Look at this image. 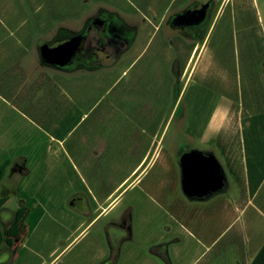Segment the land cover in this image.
I'll return each instance as SVG.
<instances>
[{
    "label": "crops",
    "instance_id": "1",
    "mask_svg": "<svg viewBox=\"0 0 264 264\" xmlns=\"http://www.w3.org/2000/svg\"><path fill=\"white\" fill-rule=\"evenodd\" d=\"M89 1L128 10L140 0ZM144 1L153 6L160 2ZM166 1L171 6L177 0ZM87 2L0 0V169H5L0 184L8 176L15 179V194L27 212L26 218L30 211L23 202L25 197L37 202L43 211L31 230L24 218L16 235L18 242L12 246L13 254L0 255V264H253L264 249V98L250 99V103L259 105L258 114L251 115L246 109L243 115L240 107L231 118L230 108L220 104L211 113L208 125L212 143L196 150L211 155L220 164L221 190L203 198H188L179 168L177 182L159 186L151 183L148 190L153 197L145 208L137 206L135 232L131 229L129 240L120 243L110 225L119 216L104 220L118 204V185L128 181L134 169L136 172L145 165L149 147H145L146 154L129 175L121 180L108 177L111 188L106 199L103 168L92 165L86 152L77 149L74 152L81 155L76 169L65 145L56 139L60 120L74 114L73 109L68 108L67 113L62 109L61 118L60 105L66 101L67 105L84 106L89 98L67 96L63 101L57 93L59 86L50 84V105L43 110L36 97L37 80H31L28 72L29 53L37 34L60 18L75 16ZM45 6L51 10L50 15L42 12ZM259 21L262 25L260 16ZM74 88L68 90L75 94ZM199 104H206L204 96H199ZM28 115L39 121L38 134H21L22 144L13 150L7 138L12 127L18 128ZM107 117L108 113L103 119ZM139 118L135 114V119ZM200 134L203 140L207 136L204 129ZM39 135L46 139L45 146L34 145ZM55 141L63 150L62 160L53 150ZM13 159L16 161L11 168ZM155 161L135 179V185ZM70 167L76 174L72 177ZM6 192L4 198L14 194L13 190Z\"/></svg>",
    "mask_w": 264,
    "mask_h": 264
},
{
    "label": "rangeland",
    "instance_id": "2",
    "mask_svg": "<svg viewBox=\"0 0 264 264\" xmlns=\"http://www.w3.org/2000/svg\"><path fill=\"white\" fill-rule=\"evenodd\" d=\"M159 1L153 6V4L146 5L144 0H140L135 3L133 9L118 10L112 6L88 0L79 10H76L75 16L60 18L58 22L45 26V29L34 39L29 53L28 72L31 80H37L36 97L41 109L44 110L50 105V101H47L50 84L59 86L57 93L63 101L67 96H75L78 99L89 98L84 106L67 105L65 101L64 105H60V113L62 118L64 116L62 109L65 112L68 108L74 110L73 117L67 120V125L66 122L64 124L65 127L73 128L76 125L77 127L66 140L71 141V144L74 141L72 145L74 150L82 149L84 153L86 152V159L90 160L92 165L105 167L108 177L121 180L132 172L138 160L146 154L144 150L149 147L145 165L141 166L135 175L132 174L125 185L136 179L149 163L156 160L154 165L143 180L117 198L118 204L104 219L109 222L116 216H120L128 206H133L132 230L134 232L137 206L145 208L153 197V192L148 190L151 183L159 186L164 182H177L180 177L178 158L181 152L189 147L206 148L212 143L208 124L215 105L217 107L220 104L222 108H230L231 118H234L233 116L240 109L234 101L231 100L232 103L227 100L228 96L235 94L231 74L233 65L230 61L228 63V59L225 65L217 61L213 52L215 45L211 43L213 47L210 46V41L213 34H216L217 41L224 38L225 30L221 23L224 21L226 24L229 21V14L234 12L243 0H230L228 4L227 0H215L216 16L203 41L191 39L182 41L175 35H168L165 31L166 21L170 14L180 10L181 0L175 1L171 6L166 0ZM252 1L262 20L264 35V0ZM104 10L117 14L126 27L137 30V37L129 50L117 58L110 59L100 53V65L81 67L68 72L58 71L42 64L39 49L43 44L77 35L83 30L88 20ZM50 11L46 6L42 10L45 15H50ZM151 24L155 27L161 26L160 37L153 36L156 29ZM183 43L190 47L194 45L197 50L196 53L193 52L194 55H191L187 63L186 74L179 78L178 74H172V70L176 58L175 52L179 47H184ZM163 46L167 48L166 53H157V50ZM175 69L177 72L180 70L178 66ZM84 81L88 84L87 87L85 86L86 89ZM202 86L206 88L201 89ZM69 87L72 90L73 87L76 88L75 94L68 90ZM199 96H204L206 102L204 106L199 104ZM107 113V120H104ZM132 113L138 114L140 118L151 119L149 124L148 122L141 124L144 130L140 128L137 119L133 123L135 128L130 126L128 115ZM27 119L18 124V128L13 126L7 138L13 150L22 144L20 142L23 141V136L37 133V120L30 115ZM153 122H156L154 125L157 124L156 136H152V131L149 130ZM203 129L207 134L204 140L201 134L199 135ZM21 134H23L22 137ZM36 139L37 142L34 144L36 146L42 147L47 144L46 139L40 135ZM105 145L110 146V149L100 158L101 150ZM134 145L135 157L132 156ZM52 147L62 160L61 145L55 141ZM68 147L65 146L66 149ZM66 154L75 168H79L77 155L73 153L75 156L73 157L69 152ZM15 161L16 159H13L11 168ZM17 186L15 179L10 176L0 184V208H7L9 211L20 214L17 224L21 226L26 213L20 207L21 199H18L15 194ZM9 190H13L14 194L4 198L6 191ZM24 224L27 225V222ZM8 241L12 243L11 239Z\"/></svg>",
    "mask_w": 264,
    "mask_h": 264
},
{
    "label": "flooded vegetation",
    "instance_id": "3",
    "mask_svg": "<svg viewBox=\"0 0 264 264\" xmlns=\"http://www.w3.org/2000/svg\"><path fill=\"white\" fill-rule=\"evenodd\" d=\"M181 5L182 7L180 8V10L173 12L172 14L169 15L165 24L166 33L168 35H175L181 38L182 41H186L187 39H191L194 41H203L211 25L213 24L216 16V11H217L216 1L215 0H181ZM105 16H110V17L116 16L119 19H121L117 14L110 13L104 10L100 12L97 16L88 20L83 30L80 32L82 33L86 29H89L87 32V40L84 49L77 58V61H80L83 67L86 66V63H90V64L95 63L96 65L97 64L100 65L99 64L101 62L99 58L100 53L105 54L106 57L109 59L117 58L118 56H120V54H123L124 52L129 50L133 45L132 44L129 47L123 38L113 34L115 22L111 18H106ZM97 18H102L103 24L99 26H91L89 28L90 23ZM179 18L182 19L180 20ZM153 27L156 29L153 36L157 37L159 35L160 37L162 35V33L160 34L161 26L159 25L158 27H155L153 25ZM132 30L135 31V39H136L137 30L136 29H132ZM69 38L70 37L68 38L66 37L65 39H69ZM63 41L65 40L61 39L59 41H54L53 43H50V45L57 46ZM183 45H184L183 48L179 47L175 52L176 58L173 64L174 69L172 70V74L175 75L178 74L179 78L186 74L187 63L193 52L196 53L197 50V48L194 45H191V47L186 43L185 44L183 43ZM166 51L167 48L163 46V48H159V50H157V53L159 52L166 53ZM177 66L180 69L178 72L175 69ZM128 116L131 122L130 126L134 129L135 124L133 123L135 122V113H132L131 115ZM107 147L108 145H105L102 148L100 158L103 157L107 152ZM132 149H133L132 156L135 157V145L132 147ZM192 150H196V149L189 147V148H185L181 152L178 158L179 168H180L181 159L184 157L186 153ZM102 168H103L102 169L103 178L106 179L103 189L106 193V199H107L109 197L108 193L110 192L111 186L108 183V174L106 168L105 167ZM132 174L135 175V169L130 176H132ZM128 181H124L123 183L118 185V191H119L118 196L124 193L127 189L135 187V178L133 179V181H131V183L125 185L126 183H128ZM20 206H21V202H20ZM0 209H1L0 255H2L4 252H8L9 255H12L13 243L18 242L16 235L20 227L17 224L20 219V214L16 213L15 211H9L7 208H0ZM133 210H134L133 206H128L124 210V212L120 214L117 222L110 223V225L114 227L115 235L118 237L120 243H124L130 239V232L133 224ZM24 213L27 214L26 211ZM15 229L16 231H14ZM8 239H11L12 243H10Z\"/></svg>",
    "mask_w": 264,
    "mask_h": 264
},
{
    "label": "trees",
    "instance_id": "4",
    "mask_svg": "<svg viewBox=\"0 0 264 264\" xmlns=\"http://www.w3.org/2000/svg\"><path fill=\"white\" fill-rule=\"evenodd\" d=\"M221 25L223 30H225L224 38L217 41L216 34H213L210 46L213 47V45H215L213 52L219 63L225 65V62L228 59V63L230 61L233 65L231 74L232 80H234L235 94L234 96H228V98L234 101L237 105H240L243 115L246 109L251 115L258 114L259 105L255 106L254 103H250V99L264 98V35L262 33V26L259 21L257 10L253 6V1L243 0L241 4L237 5L235 11L229 14V21L226 24H224L223 21ZM62 39L66 40L65 38ZM59 40L61 39L56 41ZM211 43L213 45H211ZM86 66H96V64L86 63ZM65 113H67V111ZM149 121L151 120L143 118L139 119L138 122L140 128L143 129L142 125L146 122L149 124ZM37 122L39 123L38 120ZM65 122L67 125V120H60V135L56 136V139L61 141L65 146H69L67 151L73 157H75L73 154L75 153L77 155L76 160L79 161V155L81 154L74 152L72 146L74 141H72L71 144V141L69 142L66 140L69 133H72L73 131L75 132L77 125L73 128L65 127ZM85 122L86 121H84V123ZM154 123L156 122H153L152 125L150 124L149 130L152 131L151 134L156 135L157 124L154 125ZM82 125L83 123L81 126ZM4 172V168L0 169V183L4 178ZM69 175L71 177L72 175H76L71 167L69 168ZM23 199V202L26 203L27 209L30 211L26 218V222L31 230L41 219L43 211L37 207V202L30 197H25ZM14 231H16V229ZM253 264H264V249Z\"/></svg>",
    "mask_w": 264,
    "mask_h": 264
},
{
    "label": "water",
    "instance_id": "5",
    "mask_svg": "<svg viewBox=\"0 0 264 264\" xmlns=\"http://www.w3.org/2000/svg\"><path fill=\"white\" fill-rule=\"evenodd\" d=\"M105 17L111 18L115 22L113 34L123 38L130 47L135 40V31L126 27L123 21L116 16ZM102 21V18L94 19L89 28L102 25ZM88 30L70 37L57 46L43 44L40 47L42 64L66 72L83 67L77 58L84 49ZM180 168L182 189L188 198H203L223 188L221 166L211 155L199 150H192L181 159Z\"/></svg>",
    "mask_w": 264,
    "mask_h": 264
}]
</instances>
